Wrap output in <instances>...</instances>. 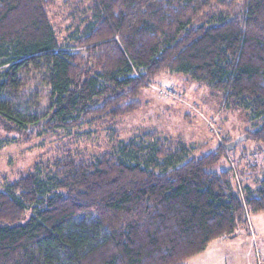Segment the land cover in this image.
Instances as JSON below:
<instances>
[{"label": "trees", "instance_id": "trees-1", "mask_svg": "<svg viewBox=\"0 0 264 264\" xmlns=\"http://www.w3.org/2000/svg\"><path fill=\"white\" fill-rule=\"evenodd\" d=\"M92 2V22L61 45L54 0H0V121L27 139L90 118L133 112L129 101L172 70L251 112L264 145V0H70ZM118 37V39H117ZM72 47H86L78 62ZM45 82L41 113L17 102L22 74ZM152 133L116 156H68L47 181L36 171L0 191V264H187L214 240L249 231L264 211L257 188L215 167L227 144L189 156Z\"/></svg>", "mask_w": 264, "mask_h": 264}, {"label": "rangeland", "instance_id": "rangeland-1", "mask_svg": "<svg viewBox=\"0 0 264 264\" xmlns=\"http://www.w3.org/2000/svg\"><path fill=\"white\" fill-rule=\"evenodd\" d=\"M92 7L90 1L54 0L48 16L61 45H72L84 35L93 21ZM68 50L83 65L91 63L86 47ZM31 73L33 68L22 74L26 79L18 89L17 102L29 112L41 113L48 107L49 92L45 82ZM129 101L138 105L129 114L90 118L70 128L40 131L30 139L0 121V191L33 171L47 181L54 173V163L68 156L93 160L105 154L116 156L122 144L152 133L157 139L184 143L190 148L189 156L210 152L220 144L231 146L215 169L228 170L237 183L257 188L264 169V145L248 133L256 128V120L250 111L227 101L222 91L165 70ZM249 228L212 241L187 264H258L251 254L252 237L264 258V211L249 214Z\"/></svg>", "mask_w": 264, "mask_h": 264}, {"label": "built area", "instance_id": "built-area-1", "mask_svg": "<svg viewBox=\"0 0 264 264\" xmlns=\"http://www.w3.org/2000/svg\"><path fill=\"white\" fill-rule=\"evenodd\" d=\"M252 238H253L254 241L252 242L253 250L251 251V254L254 255V257L257 260L258 264H264V258L262 256V253H261L260 249H259L258 242H257L254 234H253Z\"/></svg>", "mask_w": 264, "mask_h": 264}, {"label": "water", "instance_id": "water-1", "mask_svg": "<svg viewBox=\"0 0 264 264\" xmlns=\"http://www.w3.org/2000/svg\"><path fill=\"white\" fill-rule=\"evenodd\" d=\"M231 149V146H227V150H230Z\"/></svg>", "mask_w": 264, "mask_h": 264}, {"label": "crops", "instance_id": "crops-1", "mask_svg": "<svg viewBox=\"0 0 264 264\" xmlns=\"http://www.w3.org/2000/svg\"><path fill=\"white\" fill-rule=\"evenodd\" d=\"M249 255H251V254L249 253Z\"/></svg>", "mask_w": 264, "mask_h": 264}]
</instances>
